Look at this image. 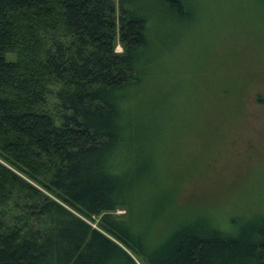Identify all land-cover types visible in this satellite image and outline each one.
I'll list each match as a JSON object with an SVG mask.
<instances>
[{
	"label": "trees",
	"instance_id": "1",
	"mask_svg": "<svg viewBox=\"0 0 264 264\" xmlns=\"http://www.w3.org/2000/svg\"><path fill=\"white\" fill-rule=\"evenodd\" d=\"M162 11L192 10L0 0V264H264V215L176 204L158 166Z\"/></svg>",
	"mask_w": 264,
	"mask_h": 264
},
{
	"label": "rangeland",
	"instance_id": "2",
	"mask_svg": "<svg viewBox=\"0 0 264 264\" xmlns=\"http://www.w3.org/2000/svg\"><path fill=\"white\" fill-rule=\"evenodd\" d=\"M189 1L187 18L162 11L154 22L164 52L145 95L163 91L158 166L176 204L221 222L264 215V0Z\"/></svg>",
	"mask_w": 264,
	"mask_h": 264
}]
</instances>
